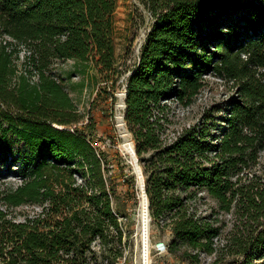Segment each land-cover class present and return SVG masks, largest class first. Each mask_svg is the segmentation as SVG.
I'll use <instances>...</instances> for the list:
<instances>
[{"label":"trees","instance_id":"obj_1","mask_svg":"<svg viewBox=\"0 0 264 264\" xmlns=\"http://www.w3.org/2000/svg\"><path fill=\"white\" fill-rule=\"evenodd\" d=\"M143 1L150 28L127 76L126 120L153 220L170 227L171 253L199 259L218 254V213L235 212L233 241L212 264H264V0ZM117 7L0 0V164L9 165L0 177V264H92L98 255L117 264L124 256L109 156L55 72L71 59L118 84ZM211 76L233 92L168 134L175 112L167 100L193 105ZM16 166L14 185L6 176ZM207 196L219 207L205 214ZM27 205L34 211L21 215Z\"/></svg>","mask_w":264,"mask_h":264},{"label":"rangeland","instance_id":"obj_2","mask_svg":"<svg viewBox=\"0 0 264 264\" xmlns=\"http://www.w3.org/2000/svg\"><path fill=\"white\" fill-rule=\"evenodd\" d=\"M118 7L114 15V37L119 56L120 68L125 71L115 86L112 82L103 81L98 71L90 66L79 65L75 60H60L56 62L55 72L64 77V83L71 92L73 98L85 114L84 124L94 120V143L109 156L110 175L112 183L116 187L114 198L115 207L120 212L124 227V256L117 264H147L144 242L149 247L151 260L149 264H212L219 255L227 251L233 241V235L237 230L239 220L235 212L218 213V225L222 227V235L216 240L218 254L202 252L199 259L183 256L184 250L177 254L161 253L156 249L159 241H165L167 245L171 241L172 231L168 226L157 225L152 217L148 223V232L141 229L144 221L146 193L144 181L147 187V175L144 163L135 160L131 151L124 146L125 138L122 135V127L119 125V112L126 114V108L119 110L118 104L121 92L127 88V76L139 59L141 47L150 28L151 15L143 0H117ZM123 90V91H122ZM233 92L232 84L214 76L209 81L197 101L187 107L177 99L170 98L168 103L174 109L172 116L174 122L168 134L174 135L183 127L196 121L201 113L214 103H220ZM126 127L129 129L128 123ZM135 141L133 133L129 129ZM124 142V143H123ZM137 149V145H136ZM139 156V155H138ZM264 163V156H263ZM8 164H0V177L8 172ZM20 166L15 167V172L6 177L12 184L21 182L19 174ZM142 171L140 176L136 170ZM118 176V179L115 177ZM135 176V183L132 177ZM144 176V177H143ZM219 204L213 198L207 196L199 202L200 211L208 214L218 208ZM34 207L23 206L18 212L24 215L34 211ZM147 237V239H146ZM229 244V245H228ZM228 245V247H226ZM223 247H226L223 249ZM99 249V248H97ZM92 264H112L108 259L98 255L92 260Z\"/></svg>","mask_w":264,"mask_h":264},{"label":"bare ground","instance_id":"obj_3","mask_svg":"<svg viewBox=\"0 0 264 264\" xmlns=\"http://www.w3.org/2000/svg\"><path fill=\"white\" fill-rule=\"evenodd\" d=\"M120 94H121V99H120L119 104H118L119 110L123 109L125 106V92H122ZM118 118H119V125L122 127V135L125 138V143L123 142L124 146L131 151V153L135 157V160H137L135 141L132 138L129 129L126 126H124L125 122H124L123 114L121 111L119 112ZM150 219H151V214L149 211L148 195L146 194V205H145V214H144V221L145 222H143V224L141 225L142 230L145 231V229H146V232H148V223H149ZM146 239H147V237H146ZM144 248H145V253L147 256V262H148L147 264H149V262L151 260V256H150L149 247H148V245L145 244V242H144Z\"/></svg>","mask_w":264,"mask_h":264},{"label":"built area","instance_id":"obj_4","mask_svg":"<svg viewBox=\"0 0 264 264\" xmlns=\"http://www.w3.org/2000/svg\"><path fill=\"white\" fill-rule=\"evenodd\" d=\"M126 87H127V85H125ZM126 90L124 91L125 92V96H126V92H127V88H125ZM122 93V92H121ZM121 95V94H120ZM126 107L124 106V108L123 109H125ZM123 109H121V110H123ZM122 112V111H121ZM123 113V112H122ZM125 114H123V119H124V126H126V124H127V120H126V118H125V116H124ZM95 144V143H94ZM96 145V144H95ZM97 146V145H96ZM218 239V238H217ZM156 249L159 251V252H161V253H166V252H168V250H169V247H168V245H167V243L165 242V241H159L158 243H157V246H156Z\"/></svg>","mask_w":264,"mask_h":264},{"label":"water","instance_id":"obj_5","mask_svg":"<svg viewBox=\"0 0 264 264\" xmlns=\"http://www.w3.org/2000/svg\"><path fill=\"white\" fill-rule=\"evenodd\" d=\"M127 94H128V92H126V96H125V107H126V108H127ZM124 116H125V118H126V114H125ZM136 155H137V156H136L137 161H139V156H138V151H137V149H136ZM136 170H137L139 176H140V173L143 175L142 171H139L137 168H136ZM143 177H144V176H143ZM144 189H145V193L148 195L147 187H146V183H145V181H144ZM148 203H149V211H150V214H151V209H150L151 205H150L149 196H148ZM151 219H152V214H151Z\"/></svg>","mask_w":264,"mask_h":264}]
</instances>
